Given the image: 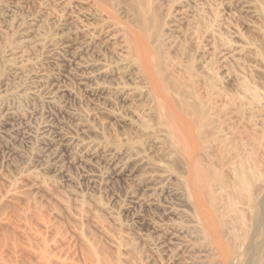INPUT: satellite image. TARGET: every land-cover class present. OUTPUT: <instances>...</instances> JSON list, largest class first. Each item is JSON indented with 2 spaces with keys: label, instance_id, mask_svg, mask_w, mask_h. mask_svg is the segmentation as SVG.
<instances>
[{
  "label": "rangeland",
  "instance_id": "374dc122",
  "mask_svg": "<svg viewBox=\"0 0 264 264\" xmlns=\"http://www.w3.org/2000/svg\"><path fill=\"white\" fill-rule=\"evenodd\" d=\"M138 40L264 173V0H0V264H86L87 247L106 264H219ZM208 141L196 173L225 197ZM263 228L243 264L264 261Z\"/></svg>",
  "mask_w": 264,
  "mask_h": 264
},
{
  "label": "bare ground",
  "instance_id": "6f19581e",
  "mask_svg": "<svg viewBox=\"0 0 264 264\" xmlns=\"http://www.w3.org/2000/svg\"><path fill=\"white\" fill-rule=\"evenodd\" d=\"M103 1L107 3V0ZM153 12L146 8L140 14L141 20L147 21L148 16ZM135 49L138 61L156 96L161 98L162 102L174 114L175 119L171 132L176 137L179 148H182L188 158L190 169L187 187L194 201L196 218L201 230L214 248L215 259L219 261V264H243L245 261L244 252L250 253V251H256V248H261L258 247L259 244L256 247L253 241L256 230L264 227V191H261L262 188L264 190V173L259 169V161H253L251 158V154L257 151L256 146H251L250 151L252 153H240L239 149L229 143L227 134L209 116V111H206L199 103L194 102L193 94L186 83L171 81V78L165 75L164 68L155 67L158 65L159 59L157 49H151L141 40H138ZM153 56L155 57L154 62H152ZM172 86L180 91L177 97L173 96L174 99L169 98L166 92V89L169 90ZM183 113L189 114L191 118H184ZM207 139L209 140L207 143L210 142L209 144L218 151V155L215 157L219 161L218 163L222 166L226 161L232 176L231 181L222 179L220 188L228 191L225 197L216 196L214 193L217 191L211 190L212 179L205 178V175L200 172L196 173L197 168L199 169L198 156L201 154L205 157L208 156V150L203 149V144L206 143ZM211 170L214 168L212 167ZM231 215L234 216L232 221L230 220ZM224 234L230 241L223 238L222 235ZM21 250L19 247V251ZM7 251L6 253H8ZM83 252L86 264H106L93 247H87ZM74 254L76 253L74 252ZM27 255L30 256L31 254ZM30 258L32 257L28 259L31 260ZM41 259L43 260L42 264H51L50 260H46L45 255H42ZM251 260L253 259L251 258ZM251 260H248L249 263L251 262L250 264H252ZM246 263L248 262L246 261ZM255 264H264V261L262 262L260 258V261Z\"/></svg>",
  "mask_w": 264,
  "mask_h": 264
}]
</instances>
